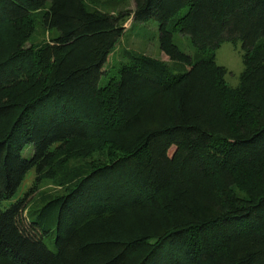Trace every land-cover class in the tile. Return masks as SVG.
<instances>
[{"label": "trees", "instance_id": "1", "mask_svg": "<svg viewBox=\"0 0 264 264\" xmlns=\"http://www.w3.org/2000/svg\"><path fill=\"white\" fill-rule=\"evenodd\" d=\"M128 19L168 62L100 87ZM0 264H264V0H0Z\"/></svg>", "mask_w": 264, "mask_h": 264}, {"label": "rangeland", "instance_id": "2", "mask_svg": "<svg viewBox=\"0 0 264 264\" xmlns=\"http://www.w3.org/2000/svg\"><path fill=\"white\" fill-rule=\"evenodd\" d=\"M124 8H126L127 10H133L134 3L132 1H129L128 4L124 6ZM184 11L185 7H182L175 17L180 16V14ZM165 27L170 30V23H167ZM123 29V35L115 46L113 52L109 56L107 65H105L107 74L101 77L98 84L100 87L105 85L110 77L116 76V70L119 67L120 63L127 61L124 58L125 51L142 53L152 58L168 62L167 57L160 50V32L158 24L155 20L133 23L132 19H128L127 22H125V24L123 25ZM36 39L40 40L41 36H37ZM171 40H173V43L180 52H184L188 54V56L194 55L195 52L190 44L191 41L186 34L171 32ZM215 51V64L219 66L223 65L225 67L226 72L224 74V79L227 84L234 86V84L237 83L239 77L238 75L244 66L241 61V55L244 53V51L241 49L239 41H236L234 45L227 43L226 41H222L220 43V46ZM174 71L181 72L182 69L177 68ZM30 154L31 147H28L26 150H24L23 156L29 157ZM33 175L34 174L32 171L27 174L25 180L23 181L17 192L14 194V196L11 199L1 203L2 208H7L9 205L24 196L30 186ZM41 188L43 191L49 190L52 192L55 190L54 187H50L49 185H43ZM53 239L54 236H51L50 238H45L44 240L45 245L50 251L55 250Z\"/></svg>", "mask_w": 264, "mask_h": 264}]
</instances>
